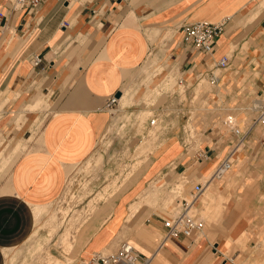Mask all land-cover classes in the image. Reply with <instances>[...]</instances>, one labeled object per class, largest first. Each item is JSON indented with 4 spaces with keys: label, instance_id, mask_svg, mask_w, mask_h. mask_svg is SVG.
<instances>
[{
    "label": "crops",
    "instance_id": "obj_1",
    "mask_svg": "<svg viewBox=\"0 0 264 264\" xmlns=\"http://www.w3.org/2000/svg\"><path fill=\"white\" fill-rule=\"evenodd\" d=\"M0 14V264L28 243L113 113L130 109L125 95L143 99L158 66L176 78L159 96L171 110L146 118L141 133L158 121L156 149L172 141L132 161L126 186L97 204L72 240V264H92L95 253H115L124 241L134 246L133 264H264V121L255 123L264 108V0H44L31 10L0 0ZM202 19L226 20L210 53L190 49L180 32ZM223 56L229 66L218 70ZM180 78L189 96L200 87L193 115L184 113ZM229 112L246 132L243 143L225 122ZM190 121L195 136L187 143ZM226 158L231 168L214 177ZM199 182H207L194 211L202 231L165 239V220Z\"/></svg>",
    "mask_w": 264,
    "mask_h": 264
},
{
    "label": "rangeland",
    "instance_id": "obj_2",
    "mask_svg": "<svg viewBox=\"0 0 264 264\" xmlns=\"http://www.w3.org/2000/svg\"><path fill=\"white\" fill-rule=\"evenodd\" d=\"M160 75L163 76L160 78ZM165 75L166 73L159 66L156 71L148 72L146 84L150 86L147 87L148 92L142 100L137 97L131 99L125 95L128 103H125V99L122 102L124 105L129 104L130 109L117 110L113 113L115 119L100 140L94 154L78 165L68 176L62 194L44 209L28 243L9 254L8 264H72L74 262L77 248L72 244V240L80 225H83L85 220L94 213L97 204L109 198L113 191L126 186L125 178L132 169H135L132 167V161L135 160L139 164V157L147 158L149 155H156L172 141L170 139L161 148L156 149L159 145L158 133L161 128V123L158 121L148 128L147 132L141 133L149 117L151 118L159 111L162 112L161 116L170 113V103L163 102L159 96H167L174 90L173 83L176 78L173 73L166 78ZM204 84L206 88H210L207 79L203 80ZM199 90L200 87L196 89L194 96L193 94L189 96L188 88L181 83L179 92L184 102L187 101L184 113L193 115L194 109L191 105L194 106L200 99ZM258 104V102L255 104L256 107H260ZM132 111L137 113L135 121H130ZM229 114L238 120L236 113L229 112ZM183 131L186 134L184 140L191 143L195 136L192 121L187 123ZM139 133H141L140 138L137 136ZM125 142L126 149L119 152L118 149ZM131 145H133L132 148ZM180 188L181 186H176L173 190L175 193L172 194L177 195ZM172 198L171 202L176 204L174 196Z\"/></svg>",
    "mask_w": 264,
    "mask_h": 264
},
{
    "label": "built area",
    "instance_id": "obj_3",
    "mask_svg": "<svg viewBox=\"0 0 264 264\" xmlns=\"http://www.w3.org/2000/svg\"><path fill=\"white\" fill-rule=\"evenodd\" d=\"M44 0H14V4L18 8H26L28 10L37 8ZM2 14H0L1 16ZM226 20H221L219 22H213L210 20H197L191 23L183 24L180 28L182 34L183 42L194 51H203L206 53L212 52L216 39L220 36L224 30ZM2 25L0 23V29ZM40 57L35 58L36 64L40 62ZM229 66V57L223 56L216 62V68L218 70H225ZM209 80L211 83H217L219 79V72L211 71L209 74ZM179 83H183V79H179ZM120 97L112 95L107 103V107L110 110H115ZM262 110V107H260ZM262 114L255 121H264V110L261 111ZM156 120H152L154 123ZM225 122L232 129L234 134L239 139V144L243 143L246 136V132L242 130L237 124L233 115L226 117ZM232 166V161L230 158L224 159L219 166L216 168L213 176H222L226 171H228ZM207 182H199L194 185L193 192L189 198H184L178 201L179 211L167 218L164 222L166 231L164 238H177L181 235L187 237H193L199 234L203 227L204 221L194 214L195 203L198 201L205 190ZM137 258L134 246L129 241H124L121 243L120 248L117 252L106 254L102 252H97L93 255L91 259L92 264H121L124 261L132 262Z\"/></svg>",
    "mask_w": 264,
    "mask_h": 264
},
{
    "label": "bare ground",
    "instance_id": "obj_4",
    "mask_svg": "<svg viewBox=\"0 0 264 264\" xmlns=\"http://www.w3.org/2000/svg\"><path fill=\"white\" fill-rule=\"evenodd\" d=\"M123 264H133L132 262H127V261H124Z\"/></svg>",
    "mask_w": 264,
    "mask_h": 264
},
{
    "label": "water",
    "instance_id": "obj_5",
    "mask_svg": "<svg viewBox=\"0 0 264 264\" xmlns=\"http://www.w3.org/2000/svg\"><path fill=\"white\" fill-rule=\"evenodd\" d=\"M120 95H121V92H117L116 96H118V97H119Z\"/></svg>",
    "mask_w": 264,
    "mask_h": 264
}]
</instances>
